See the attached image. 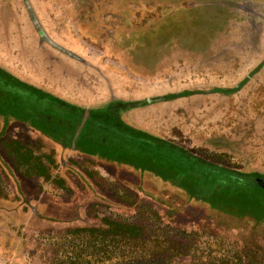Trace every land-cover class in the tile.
Here are the masks:
<instances>
[{
	"label": "rangeland",
	"instance_id": "374dc122",
	"mask_svg": "<svg viewBox=\"0 0 264 264\" xmlns=\"http://www.w3.org/2000/svg\"><path fill=\"white\" fill-rule=\"evenodd\" d=\"M145 1L166 10L154 11ZM0 77L3 112L12 116L0 115L1 133H36L38 124L53 132L50 120L30 116L51 106L53 117L75 120L76 130L85 126L113 158L104 155L93 165L75 150L55 152L50 176H59V162L67 160L78 173L76 193L36 166L28 177L21 174L22 192L0 172V264H134L129 257L138 250L177 240L166 224L195 233L204 227V240L226 248L222 256L213 251L208 264H235L243 244L253 247L243 251L250 264H264V216L188 202L182 186L176 189L181 194L171 188L172 175L161 170L156 153L132 138L155 141L264 188V0H0ZM39 152L28 146L14 155L35 164ZM148 199L158 211L147 220L138 206ZM80 200V214L88 209L145 222L123 243L132 253L103 260L99 249L116 242L86 245L71 232L85 225L75 212ZM43 201L64 218L34 220L44 213ZM184 204L190 210L181 209ZM184 242L188 251L193 242Z\"/></svg>",
	"mask_w": 264,
	"mask_h": 264
},
{
	"label": "trees",
	"instance_id": "16d2710c",
	"mask_svg": "<svg viewBox=\"0 0 264 264\" xmlns=\"http://www.w3.org/2000/svg\"><path fill=\"white\" fill-rule=\"evenodd\" d=\"M4 82L5 81H2V78L0 77V87H2V83L4 84ZM27 94H30L29 97L37 96L38 98L49 101L51 100L48 95H40V93ZM5 107L6 103L0 100V115L5 118L12 117L8 115L7 111L3 112V109L6 110ZM50 114H53V107L51 106L37 111L36 114H30V116H41L44 119ZM69 120L75 125V128H77L78 122L73 119ZM35 127L36 129H34V131L36 133H14V136L11 137L7 133H1L2 130L0 129V172L8 178L13 190L16 192H22L26 188L20 176L22 174L23 176L28 177L29 169L32 167L36 166V168L43 171L44 177H51L50 169L51 167L56 166V160L54 157L55 152L61 154L75 150L78 157L84 158L83 160H85V162L93 165H97L99 163V158H102L104 155L105 158L113 161L112 155L107 153L106 146L99 145L92 141L93 134L86 133L85 126L81 129L82 134L76 138L75 143L66 141L55 132L40 129L39 124L35 125ZM97 135L98 134H96V136ZM132 138L136 142L143 143H135L137 146L149 149L144 151H148V153H152L153 151L156 153V155H154L156 156V158L154 157V160L158 161L161 170L164 172H170L172 175L170 183L173 186H171V188L175 186L176 188L174 187V190L177 191L176 189L179 188V185L182 186V190L186 192L185 194L187 195L186 199L188 202L196 203L208 201L210 202L211 208H217L219 211L227 214H234L242 217H245L246 213H258V216H255L258 219H262L264 216V188H261L254 182L244 180L242 177L234 175L233 173L231 174L218 169H213L207 163L205 164L193 156L180 153L168 146L157 144L155 141L144 140L142 138L138 139L136 137ZM128 139L131 138L128 137ZM28 146L38 148L40 151L39 156L35 155L33 157V161H37L35 164L29 160L25 162L21 156H16L19 155V149L23 150ZM47 147L51 149L48 153L44 152ZM41 156L46 162L41 161ZM38 159L40 160L38 161ZM59 163L60 166H62L59 167L60 174L59 176L51 177L52 182L62 189L68 190L69 193L78 192V173H75V171L72 170L67 160L62 158ZM146 169H148L147 161H144V165H141L140 170L144 172ZM71 178H74L76 181L73 182ZM68 192L66 193L67 195H69ZM83 193H86V191L81 192V200L83 198ZM44 195L45 194L42 195L44 199L49 202L51 197ZM152 195L155 196L153 193ZM77 196H79V193ZM97 196L98 200L103 201L99 194H97ZM144 196L152 199L151 195L150 197L149 195ZM150 199L143 202L141 201L138 206L140 212L149 214V216H142L147 220L154 217V214L152 213H157L158 211V208L153 206L149 201ZM81 200L79 201L80 205L75 208V212L78 218H80L81 215L84 216L83 221L85 225L73 228L71 232L73 231L75 234L81 235V237L87 241L86 245L92 246V242L96 240L116 242V247L104 246L99 249V258L103 260L111 259L115 254L124 255L132 253V250L130 251L127 247L125 248L123 243H126L125 240L128 236H135V231L137 230V232H139L145 222L131 223L125 219L119 220L108 215H98L88 209L80 214L82 209ZM90 202L92 201L84 203L89 205ZM60 205H62V203H60ZM40 206H42L44 213L34 214V220H47L53 222L64 218V216L61 217L60 215H57L52 207H49L44 201L40 203ZM188 206L189 205L184 204L181 209H184V207L187 208ZM190 207L191 206H189V210ZM177 208L178 207L174 208V211L177 210ZM191 211L196 213L197 209L192 207ZM142 221H145V219ZM97 222L104 224V227ZM166 226L168 230H174L177 235V240H174L173 244L167 239L166 244H156L154 245V248H142L135 252L134 256L129 257V262H134V264H208L207 258L214 255L212 253L213 251L216 250L219 253V256L225 254V247L221 246L219 243L211 244L210 241L202 238V233H204L203 229H205L204 227H198L197 231L199 232L195 233L193 230L187 231V229L181 227L178 228L176 226V228H174L169 224H166ZM193 235H195L196 238H193ZM193 239H196V243H194ZM184 240L193 242L188 247V251L182 249L183 247H187L188 244L187 242H184ZM240 248L241 249L236 256L238 258H236L237 262L235 264H250L251 260L249 259V254L243 251H248L249 249V253H251L250 251L253 247L243 244ZM184 258L189 259V262L184 263L182 261ZM88 262L89 261H85V263ZM70 264L81 263L74 259ZM222 264H232V262Z\"/></svg>",
	"mask_w": 264,
	"mask_h": 264
},
{
	"label": "crops",
	"instance_id": "0c3cea01",
	"mask_svg": "<svg viewBox=\"0 0 264 264\" xmlns=\"http://www.w3.org/2000/svg\"><path fill=\"white\" fill-rule=\"evenodd\" d=\"M144 3L145 4L148 3L149 4V8L153 9L154 11L162 10V9L166 10V8H162L161 9V7H157V8L153 7L152 6L154 4L153 2L149 3V2L145 1ZM128 5H129V3H127V5H122V6L124 8H127ZM170 7L173 8V6H170ZM141 8L145 10L144 7H138L137 9H141ZM174 8L175 9H180L178 7H174ZM161 12H160V14H161ZM146 24L148 26L150 25L148 23H146ZM45 119L50 120L52 122V125L50 126V128L53 130V132L58 134L60 137H62L66 141L75 143L76 138L82 134L81 128L76 130L75 125L72 122H70L69 120H67V119L60 118V117H55V116L53 117V114H50L49 116L47 115V117ZM45 119H43V120H45ZM54 119H56V121ZM230 215H234V214H230Z\"/></svg>",
	"mask_w": 264,
	"mask_h": 264
}]
</instances>
